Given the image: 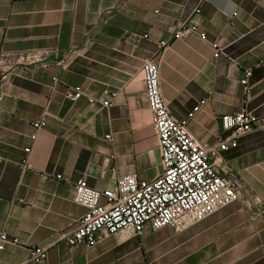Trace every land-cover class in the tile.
Masks as SVG:
<instances>
[{
  "label": "crops",
  "instance_id": "1",
  "mask_svg": "<svg viewBox=\"0 0 264 264\" xmlns=\"http://www.w3.org/2000/svg\"><path fill=\"white\" fill-rule=\"evenodd\" d=\"M196 4L0 0V230L18 240L0 250V264H264V216L253 217L242 199L180 230L148 226L139 236L111 234L90 247L64 239L86 210L72 198L76 180L102 190L123 174L149 180L162 170L144 94L145 58L158 63L168 109L187 120L198 141L214 144L226 134L220 123L226 113L246 109L264 123V0H208L194 16L206 39L173 38ZM36 50L48 51L47 64L27 62L25 54ZM64 53L60 67L54 60ZM246 69L244 101L239 79ZM77 85L83 95L69 100L67 90ZM104 92L113 94L109 106L87 100ZM41 119L45 125L34 128ZM236 143L218 150L216 164L239 175L242 198L264 200V129ZM25 158L31 167L22 169ZM33 245L47 248L44 260H30Z\"/></svg>",
  "mask_w": 264,
  "mask_h": 264
},
{
  "label": "built area",
  "instance_id": "2",
  "mask_svg": "<svg viewBox=\"0 0 264 264\" xmlns=\"http://www.w3.org/2000/svg\"><path fill=\"white\" fill-rule=\"evenodd\" d=\"M208 0H197L192 15L172 37L180 39L188 34H197L206 39L204 31L198 29L194 17L201 11V4ZM168 40H160L159 47L167 46ZM214 49L213 56H218L220 48L215 42L210 43ZM47 50L27 52L25 59L30 64H47ZM68 54L64 53L54 62L64 67ZM144 94L151 116V125L157 137L160 154L161 172L152 179L139 178L129 172L118 176L113 187L98 190L91 187L84 178H79L73 185L74 202L85 207V212L76 220L75 226L65 233L64 239L69 246L84 244L87 247L98 243L111 234L130 233L141 235L146 227L159 229L169 226L175 230L194 224L220 207L236 200L253 207L252 216H264V200L258 195L242 198V180L232 169H220L216 164L218 150H227L236 146L237 138L255 130L264 129V123L252 111L241 109L220 116L221 127L226 134L216 138L214 144L198 141L188 130L186 119L175 118L168 109L160 91L158 63L154 58H145L142 63ZM246 69L239 79L243 85L246 101L250 94L249 76ZM53 84L56 76H52ZM52 84V88H53ZM83 95L81 86H73L66 92L69 100H76ZM113 94L104 92L101 97L88 96L91 103L109 106ZM201 99L188 112L191 117L205 103ZM34 128L45 125V120L33 122ZM35 139V133L31 134ZM105 137H108L106 135ZM24 151L30 153L31 148ZM20 167H31L28 158L21 160ZM46 179H60L61 174L44 173ZM7 244L18 245L15 237H10L0 230V250ZM45 246H30L29 255L32 262H40L46 257Z\"/></svg>",
  "mask_w": 264,
  "mask_h": 264
}]
</instances>
